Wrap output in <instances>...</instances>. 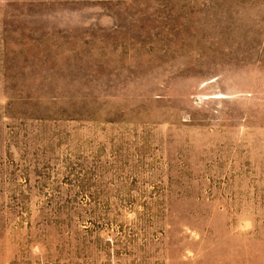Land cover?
Wrapping results in <instances>:
<instances>
[{"label": "rangeland", "instance_id": "rangeland-1", "mask_svg": "<svg viewBox=\"0 0 264 264\" xmlns=\"http://www.w3.org/2000/svg\"><path fill=\"white\" fill-rule=\"evenodd\" d=\"M0 264H264V0H0Z\"/></svg>", "mask_w": 264, "mask_h": 264}]
</instances>
